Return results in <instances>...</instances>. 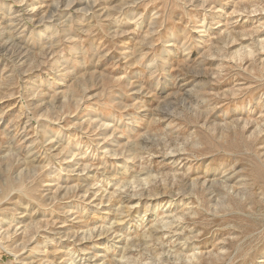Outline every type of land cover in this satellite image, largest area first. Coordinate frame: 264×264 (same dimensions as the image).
Here are the masks:
<instances>
[{
  "label": "rangeland",
  "instance_id": "1",
  "mask_svg": "<svg viewBox=\"0 0 264 264\" xmlns=\"http://www.w3.org/2000/svg\"><path fill=\"white\" fill-rule=\"evenodd\" d=\"M0 264H264V0H0Z\"/></svg>",
  "mask_w": 264,
  "mask_h": 264
}]
</instances>
